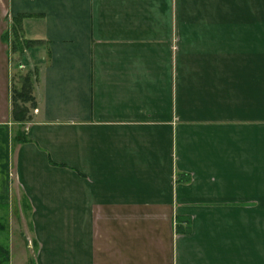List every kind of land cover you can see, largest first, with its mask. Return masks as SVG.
<instances>
[{
	"label": "crops",
	"instance_id": "1",
	"mask_svg": "<svg viewBox=\"0 0 264 264\" xmlns=\"http://www.w3.org/2000/svg\"><path fill=\"white\" fill-rule=\"evenodd\" d=\"M263 86L264 0H0V264H264Z\"/></svg>",
	"mask_w": 264,
	"mask_h": 264
},
{
	"label": "trees",
	"instance_id": "2",
	"mask_svg": "<svg viewBox=\"0 0 264 264\" xmlns=\"http://www.w3.org/2000/svg\"><path fill=\"white\" fill-rule=\"evenodd\" d=\"M27 100H31V96L29 95L28 79L24 77L22 78L20 88L13 89L11 93V114L14 119L21 120L24 118L23 115L26 111V107L23 103Z\"/></svg>",
	"mask_w": 264,
	"mask_h": 264
},
{
	"label": "rangeland",
	"instance_id": "3",
	"mask_svg": "<svg viewBox=\"0 0 264 264\" xmlns=\"http://www.w3.org/2000/svg\"><path fill=\"white\" fill-rule=\"evenodd\" d=\"M14 63L12 64V65H14L15 64V70H17L16 71V74H14V76H17V73H18V69H17V67H18V65H17V67H16V63H17V60L15 59V61H13ZM20 73H22V72H20ZM19 76L17 77V78H12V83H11V85H12V87H17V86H19L20 85V83H19ZM263 89H264V86H263ZM263 99H264V92H263ZM22 222H24V221H22ZM19 223H20V221L18 220V225H19ZM17 230H20L19 229V226H18V228H17Z\"/></svg>",
	"mask_w": 264,
	"mask_h": 264
}]
</instances>
